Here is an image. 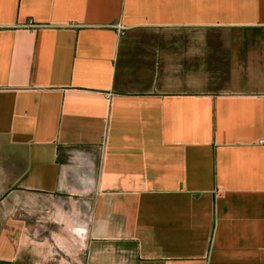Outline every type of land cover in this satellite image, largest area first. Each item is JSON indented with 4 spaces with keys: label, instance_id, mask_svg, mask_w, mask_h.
<instances>
[{
    "label": "crops",
    "instance_id": "0c3cea01",
    "mask_svg": "<svg viewBox=\"0 0 264 264\" xmlns=\"http://www.w3.org/2000/svg\"><path fill=\"white\" fill-rule=\"evenodd\" d=\"M0 264H264V0H0Z\"/></svg>",
    "mask_w": 264,
    "mask_h": 264
},
{
    "label": "rangeland",
    "instance_id": "374dc122",
    "mask_svg": "<svg viewBox=\"0 0 264 264\" xmlns=\"http://www.w3.org/2000/svg\"><path fill=\"white\" fill-rule=\"evenodd\" d=\"M60 197L57 204H53L55 203L54 201L49 203V201L43 200L41 202L42 209L40 212L37 211L35 213L33 212L34 202L30 200L24 201L26 203V210L31 213L29 216L26 215L31 224L30 236L32 239L42 242L41 250L43 255L53 260L54 258L60 259L62 256L66 258V255L60 252L58 248L64 246L65 241L70 235L69 231H66L67 222L60 215V210L63 209L65 212H69L71 201L68 198V194H62ZM81 202L79 201V203ZM54 221L58 224L54 223ZM71 259L69 257V260Z\"/></svg>",
    "mask_w": 264,
    "mask_h": 264
}]
</instances>
